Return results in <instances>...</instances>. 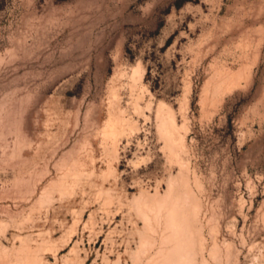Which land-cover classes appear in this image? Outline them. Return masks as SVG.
<instances>
[{
	"label": "rangeland",
	"instance_id": "rangeland-1",
	"mask_svg": "<svg viewBox=\"0 0 264 264\" xmlns=\"http://www.w3.org/2000/svg\"><path fill=\"white\" fill-rule=\"evenodd\" d=\"M0 264H264V0H0Z\"/></svg>",
	"mask_w": 264,
	"mask_h": 264
}]
</instances>
